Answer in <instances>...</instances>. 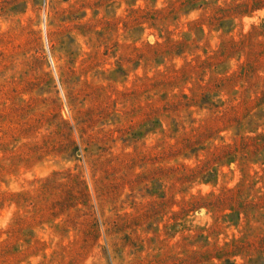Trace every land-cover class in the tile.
I'll list each match as a JSON object with an SVG mask.
<instances>
[{"label": "rangeland", "instance_id": "rangeland-1", "mask_svg": "<svg viewBox=\"0 0 264 264\" xmlns=\"http://www.w3.org/2000/svg\"><path fill=\"white\" fill-rule=\"evenodd\" d=\"M0 264H264V0H0Z\"/></svg>", "mask_w": 264, "mask_h": 264}]
</instances>
